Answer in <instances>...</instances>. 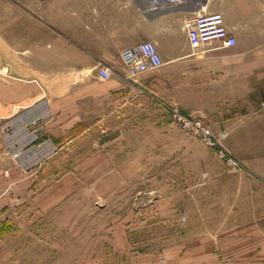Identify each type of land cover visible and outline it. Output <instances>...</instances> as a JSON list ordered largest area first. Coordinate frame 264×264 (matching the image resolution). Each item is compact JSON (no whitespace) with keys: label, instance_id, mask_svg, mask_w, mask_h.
<instances>
[{"label":"rangeland","instance_id":"374dc122","mask_svg":"<svg viewBox=\"0 0 264 264\" xmlns=\"http://www.w3.org/2000/svg\"><path fill=\"white\" fill-rule=\"evenodd\" d=\"M190 51L240 57L236 47ZM180 69L164 61L136 80L120 71L115 89L97 79L108 94L73 108L68 139L1 194L0 264H174L206 229L264 219V66L205 78Z\"/></svg>","mask_w":264,"mask_h":264},{"label":"crops","instance_id":"0c3cea01","mask_svg":"<svg viewBox=\"0 0 264 264\" xmlns=\"http://www.w3.org/2000/svg\"><path fill=\"white\" fill-rule=\"evenodd\" d=\"M212 12L236 37L239 61L192 56L184 21ZM144 40L166 64L199 77L252 65L261 72L264 0H0V196L22 181L26 163L68 139L73 108L108 94L92 87L97 67L111 69L102 86L115 89L121 50ZM188 244L173 252L174 264H264V219L208 228Z\"/></svg>","mask_w":264,"mask_h":264},{"label":"built area","instance_id":"2783aa9c","mask_svg":"<svg viewBox=\"0 0 264 264\" xmlns=\"http://www.w3.org/2000/svg\"><path fill=\"white\" fill-rule=\"evenodd\" d=\"M183 26L188 44L194 52L232 48L237 44L236 37L228 30L220 12L197 14L186 19ZM120 59L124 66V77L128 80H136L140 75L156 71L164 65L163 58L152 40H144L123 48ZM111 73L108 66H99L96 69V76L102 81L108 80ZM171 113L174 122L183 129L200 137L205 144L215 145L209 130L200 121L189 118L176 109H172ZM17 155L18 152L13 153L14 157ZM218 155L225 157L221 151Z\"/></svg>","mask_w":264,"mask_h":264}]
</instances>
